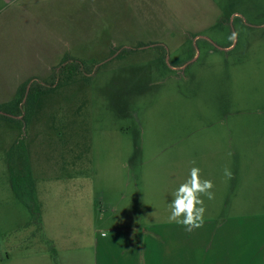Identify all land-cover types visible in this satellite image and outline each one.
I'll use <instances>...</instances> for the list:
<instances>
[{
    "label": "rangeland",
    "instance_id": "obj_1",
    "mask_svg": "<svg viewBox=\"0 0 264 264\" xmlns=\"http://www.w3.org/2000/svg\"><path fill=\"white\" fill-rule=\"evenodd\" d=\"M0 41L28 77L0 93V264H264V0H12Z\"/></svg>",
    "mask_w": 264,
    "mask_h": 264
},
{
    "label": "clouds",
    "instance_id": "obj_2",
    "mask_svg": "<svg viewBox=\"0 0 264 264\" xmlns=\"http://www.w3.org/2000/svg\"><path fill=\"white\" fill-rule=\"evenodd\" d=\"M235 38L236 34L229 37L231 40ZM200 172L198 167L191 168L189 178L172 193L173 199L168 205V222L182 225L188 232L203 227L206 208L201 197L208 200L215 198L213 182L201 179ZM223 174L229 180L233 178V173L228 168L223 170Z\"/></svg>",
    "mask_w": 264,
    "mask_h": 264
},
{
    "label": "crops",
    "instance_id": "obj_3",
    "mask_svg": "<svg viewBox=\"0 0 264 264\" xmlns=\"http://www.w3.org/2000/svg\"><path fill=\"white\" fill-rule=\"evenodd\" d=\"M9 1H12V0H0V8H1V4L3 2H9ZM1 43H3V42L0 41V50L4 47V45H1ZM3 44H5V43H3ZM18 49H19V47H18ZM15 50H16V48H15ZM4 58H6V60H4ZM4 58L0 60V83H4V84H0V93L2 91L7 92L6 89L9 87H11V88L13 87V89H14L17 82L24 81L28 78L22 74V73L26 72V69L22 70V68H23L22 64H18V60L12 59V55L9 53V50L4 51ZM24 65L26 66V64H24ZM25 148H24V150H21V151L25 157H27V156L29 157V150H28V148L27 149H25ZM73 159H71V161H73ZM28 161L30 163V157L28 158ZM71 161H70V163H71ZM74 163H76V160ZM177 240H178V238H177ZM172 242H174V241H172ZM181 242H185V241L183 239L181 241L180 240L176 241V243L173 245V249H172L175 252V258L179 259V260H180V254L185 253V251H186V250H184V251L181 250V246H180ZM188 242H190V240H188ZM161 250H163V249L159 248V246H157V242L154 243V240H152V241H150V243L146 244L145 245V251H144V258H145L146 264H164L163 254H164V252H167V251L163 250L164 251L163 252ZM7 258H9V257H7Z\"/></svg>",
    "mask_w": 264,
    "mask_h": 264
},
{
    "label": "trees",
    "instance_id": "obj_4",
    "mask_svg": "<svg viewBox=\"0 0 264 264\" xmlns=\"http://www.w3.org/2000/svg\"><path fill=\"white\" fill-rule=\"evenodd\" d=\"M73 73H74L73 70L70 71V72L65 73V76L63 75V78H64V79H62V80H65V78H66V81H67L68 77H70V76L73 77V75H74ZM23 93H24L23 88H21V94H20V96L18 97V99H17V101H16L15 109H14V110L5 111V112H10V114H13V115H15V116L20 114L21 108H20L19 104H20V102H21V96L23 95ZM5 106H6V105H5ZM1 108H2V107H0V109H1ZM4 108H5V107H4ZM0 260H1V257H0Z\"/></svg>",
    "mask_w": 264,
    "mask_h": 264
}]
</instances>
